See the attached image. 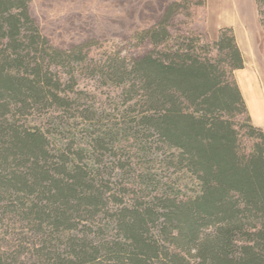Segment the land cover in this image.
<instances>
[{
	"label": "trees",
	"instance_id": "obj_1",
	"mask_svg": "<svg viewBox=\"0 0 264 264\" xmlns=\"http://www.w3.org/2000/svg\"><path fill=\"white\" fill-rule=\"evenodd\" d=\"M32 2L0 0V264H264V128L235 29L176 35L194 6L174 2L148 52L95 66L120 90L105 103L61 72L87 46L53 45Z\"/></svg>",
	"mask_w": 264,
	"mask_h": 264
},
{
	"label": "rangeland",
	"instance_id": "obj_2",
	"mask_svg": "<svg viewBox=\"0 0 264 264\" xmlns=\"http://www.w3.org/2000/svg\"><path fill=\"white\" fill-rule=\"evenodd\" d=\"M178 1L182 0H33L31 10L43 34L56 47L69 52L87 46V63L63 67L61 72L69 84L76 83L72 77L78 80L77 90L89 91L108 103L120 90L104 85L95 75V66L112 58L135 60L148 52L151 46L143 43L140 35L160 24ZM191 4L194 16L185 13L177 20L176 35L178 30H193L215 41L221 30L235 29L247 59L246 69L238 71L236 77L243 93L251 96L248 106L255 124L264 128V23L258 0H192ZM85 104L93 102L82 101ZM30 119L42 123L40 116ZM20 230L30 233L23 227ZM0 234L12 239L7 228L0 229Z\"/></svg>",
	"mask_w": 264,
	"mask_h": 264
},
{
	"label": "crops",
	"instance_id": "obj_3",
	"mask_svg": "<svg viewBox=\"0 0 264 264\" xmlns=\"http://www.w3.org/2000/svg\"><path fill=\"white\" fill-rule=\"evenodd\" d=\"M246 92V91H245ZM244 92V95H245V97H246V100H247V102H248V105L250 106V104H251V101H250V97H249V95H247L246 93ZM253 104V103H252ZM254 106H256V105H254ZM250 108V110H251V107H249ZM253 115V114H252Z\"/></svg>",
	"mask_w": 264,
	"mask_h": 264
}]
</instances>
